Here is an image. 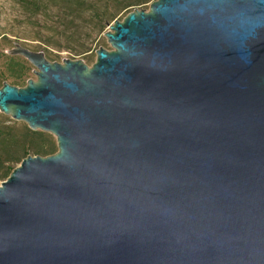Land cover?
Returning <instances> with one entry per match:
<instances>
[{"label":"water","instance_id":"95a60500","mask_svg":"<svg viewBox=\"0 0 264 264\" xmlns=\"http://www.w3.org/2000/svg\"><path fill=\"white\" fill-rule=\"evenodd\" d=\"M96 61L20 44L0 112L56 136L0 184V264H264V0H153Z\"/></svg>","mask_w":264,"mask_h":264},{"label":"rangeland","instance_id":"374dc122","mask_svg":"<svg viewBox=\"0 0 264 264\" xmlns=\"http://www.w3.org/2000/svg\"><path fill=\"white\" fill-rule=\"evenodd\" d=\"M126 3L127 0H0V86L7 81L22 87L28 79L36 78L33 72L36 67L28 59L9 53L16 44L43 51L51 61L83 59L92 65L99 47L112 48L104 35L109 29L107 22L123 19L135 8L148 9L150 5L149 2L124 7ZM20 73L22 77L16 79ZM0 125L17 127L20 133H27L25 128L31 129L26 122L3 112H0ZM42 132L43 139L58 150L56 136ZM20 156V159L25 157ZM20 159H14L12 165H19ZM3 166L0 161V170ZM4 180L0 176V184Z\"/></svg>","mask_w":264,"mask_h":264},{"label":"trees","instance_id":"16d2710c","mask_svg":"<svg viewBox=\"0 0 264 264\" xmlns=\"http://www.w3.org/2000/svg\"><path fill=\"white\" fill-rule=\"evenodd\" d=\"M151 1L153 0H127L124 7L142 5ZM21 77L22 73H20L16 79ZM25 130L27 133H20L18 132L20 129L17 127L0 125V161L5 165L0 170V176H4L5 179L15 168V166L12 165L14 159H20L21 154L26 157L30 153L35 155H50L57 151L54 144L52 145L49 141L43 139L45 134L44 132L34 131L29 128H25ZM39 140L43 141L39 142ZM19 150L21 151L19 152ZM3 156H5V158ZM6 157L8 158L6 159ZM19 161H22V159Z\"/></svg>","mask_w":264,"mask_h":264}]
</instances>
